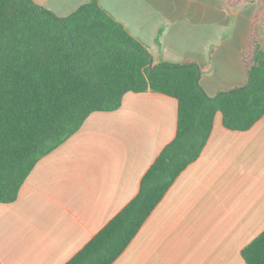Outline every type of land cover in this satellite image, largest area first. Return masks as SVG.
Returning a JSON list of instances; mask_svg holds the SVG:
<instances>
[{"label":"crops","instance_id":"0c3cea01","mask_svg":"<svg viewBox=\"0 0 264 264\" xmlns=\"http://www.w3.org/2000/svg\"><path fill=\"white\" fill-rule=\"evenodd\" d=\"M60 17L90 0H33ZM144 45L154 63L196 61L215 96L243 86L257 3L226 0H98ZM256 31L264 48V31ZM178 100L127 92L95 111L44 155L18 198L0 202V264H66L138 193L174 140ZM264 231V116L250 129L224 126L217 112L198 159L168 189L112 264H247L242 249Z\"/></svg>","mask_w":264,"mask_h":264},{"label":"trees","instance_id":"16d2710c","mask_svg":"<svg viewBox=\"0 0 264 264\" xmlns=\"http://www.w3.org/2000/svg\"><path fill=\"white\" fill-rule=\"evenodd\" d=\"M257 3L242 61L243 86L209 95L198 62L154 63L149 50L98 0L60 17L33 0H0V202L15 201L38 161L76 133L95 111L118 109L127 92L178 100L176 137L144 174L137 195L66 264H112L181 172L199 158L217 112L245 131L264 116V0ZM264 264V231L242 249Z\"/></svg>","mask_w":264,"mask_h":264}]
</instances>
